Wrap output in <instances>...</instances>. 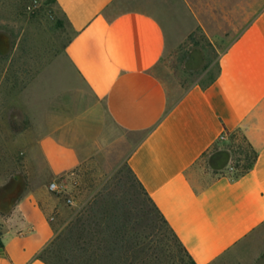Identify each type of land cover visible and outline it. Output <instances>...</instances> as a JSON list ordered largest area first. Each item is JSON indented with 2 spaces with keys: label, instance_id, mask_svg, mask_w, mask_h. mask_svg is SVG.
I'll list each match as a JSON object with an SVG mask.
<instances>
[{
  "label": "crops",
  "instance_id": "crops-1",
  "mask_svg": "<svg viewBox=\"0 0 264 264\" xmlns=\"http://www.w3.org/2000/svg\"><path fill=\"white\" fill-rule=\"evenodd\" d=\"M56 1L74 30L66 46L74 69L113 123L140 134L129 166L195 261L210 264L264 222V8L222 51L217 78L172 101L155 72L167 32L150 1L124 8L117 0ZM227 129L247 135L255 164L238 176L226 165L199 181L197 162ZM47 138L52 174L74 173L76 147L58 139L53 150ZM66 192L49 203L19 200L0 230V264H49L39 254L56 235L53 211L70 216Z\"/></svg>",
  "mask_w": 264,
  "mask_h": 264
},
{
  "label": "rangeland",
  "instance_id": "rangeland-1",
  "mask_svg": "<svg viewBox=\"0 0 264 264\" xmlns=\"http://www.w3.org/2000/svg\"><path fill=\"white\" fill-rule=\"evenodd\" d=\"M147 1L166 28L167 47L155 72L172 101L193 84L211 80L222 51L264 8V0L117 3L124 8ZM73 34L56 0H0V230L9 226L23 197L49 203L66 190L61 199L71 205L70 216L53 211L56 235L48 259L82 264L73 255L83 244L77 242L81 226L101 229L102 215L120 206L125 219L136 225L129 229L132 234L150 233L151 244L172 254L161 264L179 263L175 237L127 162L140 134L118 127L105 103L92 96L66 53ZM44 136L53 150L58 139L76 147L80 162L74 173L52 174L41 145ZM238 150L227 135L221 137L197 162L199 181L240 162ZM52 180L63 190L50 189ZM210 264H264V222Z\"/></svg>",
  "mask_w": 264,
  "mask_h": 264
},
{
  "label": "trees",
  "instance_id": "trees-1",
  "mask_svg": "<svg viewBox=\"0 0 264 264\" xmlns=\"http://www.w3.org/2000/svg\"><path fill=\"white\" fill-rule=\"evenodd\" d=\"M219 73L220 61L217 73L208 83L203 84V86L212 83ZM226 135L231 140L232 145L239 148L238 151L242 154V157H240L241 161L231 165L234 169V174L238 176L249 171L253 167L258 158V150L253 146L251 141H249L247 135L240 129H227L223 133V136ZM244 143L247 144V146H245ZM140 184L180 247L177 251V254L180 256V261L179 263L174 262L172 264H198L173 228L169 225L157 204L149 196L143 184L141 182ZM69 221L72 222L73 218ZM100 224L102 228H94V230L86 226H81V230L77 233V242L81 240L83 244H77L74 248L75 251L73 255L78 254L82 264H161L163 257H173L172 254L169 253H161L155 245L151 244L154 241L152 234H132L129 229H133L136 225L131 219H125V214L122 212L120 206H115L110 213L103 214L100 218ZM72 227H74V225ZM54 239L55 238H53L52 241H54ZM52 241L41 250L39 256L49 264H57L45 256L46 252L49 250L48 246ZM0 244H2L1 240Z\"/></svg>",
  "mask_w": 264,
  "mask_h": 264
},
{
  "label": "built area",
  "instance_id": "built-area-1",
  "mask_svg": "<svg viewBox=\"0 0 264 264\" xmlns=\"http://www.w3.org/2000/svg\"><path fill=\"white\" fill-rule=\"evenodd\" d=\"M231 170H233V167L231 166L230 168ZM49 188L52 189V190H58V191H62L63 188L60 187L59 183L55 180H52L50 183H49ZM69 201H71V198H68Z\"/></svg>",
  "mask_w": 264,
  "mask_h": 264
}]
</instances>
